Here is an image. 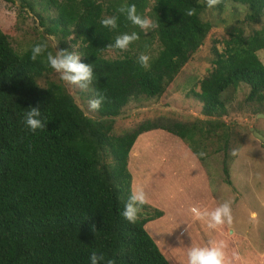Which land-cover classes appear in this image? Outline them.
<instances>
[{
	"label": "trees",
	"instance_id": "trees-1",
	"mask_svg": "<svg viewBox=\"0 0 264 264\" xmlns=\"http://www.w3.org/2000/svg\"><path fill=\"white\" fill-rule=\"evenodd\" d=\"M14 4L16 0H2ZM222 2L227 0H221ZM246 8L244 25L264 18V0H230ZM205 0H21L22 9L35 15L43 34L78 44L81 62L92 65L94 92L107 99L96 111L84 114L61 84L39 79L53 69L46 57L33 62V43L18 53L0 29V264H91L95 250L100 264H169L145 229L163 216L147 203L135 223L122 211L132 191L129 153L138 137L153 130L180 139L200 160L198 139L203 132L217 136L226 98L222 94L239 85L248 86L247 101L264 103V65L257 52L264 49V28L245 35L233 26L220 42L215 41L213 69L192 94L202 104L205 124L145 121L122 136H113L115 119L129 99L152 98L165 93L190 53L199 48L213 27L201 14ZM135 4L137 13L159 26L145 34L117 9ZM222 7V4H220ZM219 6V8H221ZM195 8L194 16L186 15ZM116 15V29L101 20ZM136 32L139 39L125 51L106 48L123 33ZM48 51L52 50L48 47ZM109 52L119 57L109 59ZM140 54L150 57V67L139 63ZM43 61V62H41ZM189 80H188V84ZM37 107L46 127L29 130L25 114ZM264 113V111H259ZM197 121V120H196ZM226 130V126L222 127ZM227 135L220 138L227 150ZM111 155L112 163H104ZM227 160L225 182L230 184Z\"/></svg>",
	"mask_w": 264,
	"mask_h": 264
},
{
	"label": "rangeland",
	"instance_id": "rangeland-1",
	"mask_svg": "<svg viewBox=\"0 0 264 264\" xmlns=\"http://www.w3.org/2000/svg\"><path fill=\"white\" fill-rule=\"evenodd\" d=\"M204 4L201 18L211 22L213 27L203 44L192 50L189 61L164 94L159 97L140 96L129 99L115 119L113 136H122L145 121L205 124L207 119L202 115V104L193 96L191 89L200 92L199 82L213 69L215 41L220 42L217 48H221V41L233 26L241 25L245 35L260 30L264 28V18L256 25L243 26L247 13L245 7L230 0L221 1L211 9L207 7L206 0ZM0 29L18 53L38 41L47 42L53 54L60 50V43L55 48L58 40L43 34V28L39 26L35 15L21 6L17 7L16 2L6 4L0 0ZM152 30L143 31L147 34ZM62 46L69 52L78 50V44L70 40L64 41ZM256 54L264 65V49ZM106 57L115 59L119 53L109 52ZM46 80L61 84L72 96L75 91V95L80 97V105L76 104L84 114L87 112V116L97 117V112L88 107V101L94 99L91 87L84 90L68 85L54 70L46 78L39 79V84L44 86ZM188 80L190 85H187ZM249 90L248 86L241 84L236 90L230 88L221 96L227 102L224 110L218 112L221 117L215 119L214 123L219 125L216 130L219 138L223 136V131L227 135L226 151H223L224 143L217 136L212 137L210 132H202L201 136L197 134L198 139L205 141L204 146L199 148L200 152L206 153L201 162L202 169L197 171V177L202 175L201 183L199 178L193 176L191 187L178 190L172 186L174 182L179 183L180 176L187 178L189 167H195V161L191 164V160L185 161L186 149L189 150L187 144L166 131L153 130L142 134L131 148L128 169L132 174V187L133 184L134 188L143 186L147 197L155 196L156 205L165 212L160 222L152 221L145 229L169 264H188L189 249L193 246H207L212 240L225 242L226 257L230 264H264V143L256 139L250 130L253 128L264 137V119L256 116L264 114L259 112L264 111V103L248 102ZM223 126H226V130ZM191 156L189 159H193ZM225 159L230 184L225 182ZM104 163H112L111 155ZM168 186L176 195L164 191L169 190ZM225 201L230 202L232 208L233 223L230 226L225 224L210 229L206 220L197 219L190 211L192 207L212 211ZM182 223L187 224L185 228ZM158 226H161V232L154 236L152 230Z\"/></svg>",
	"mask_w": 264,
	"mask_h": 264
},
{
	"label": "clouds",
	"instance_id": "clouds-1",
	"mask_svg": "<svg viewBox=\"0 0 264 264\" xmlns=\"http://www.w3.org/2000/svg\"><path fill=\"white\" fill-rule=\"evenodd\" d=\"M221 0H206V5L208 8H213L218 5ZM21 0H16V6L20 7ZM117 11L120 14L126 15V18L133 24L138 26L141 30L147 32L149 29H156L159 25L153 22L147 17H143L137 13V8L135 4L122 5ZM196 14L195 8H189L186 11V15L194 16ZM119 17L113 15L111 17H106L101 20L102 26L106 28L116 29L118 27ZM139 34L136 32L123 33L115 38V42L109 44L106 48L109 49H119L125 51L129 46L138 40ZM59 42L55 44V48ZM76 47V45H75ZM46 57V62L49 67H51L55 72L60 74V79L68 85L76 86L80 89L89 90V86L93 84L95 77L92 65L85 64L81 62L80 54L78 52H69L65 49L56 50L55 54L48 51L47 42H41L35 44L31 49L30 59L35 62L38 58ZM139 63L145 69L149 68L150 57L145 54H140ZM43 62V61H41ZM73 91V96L75 102L80 105V97L75 95ZM95 98L88 101V107L93 111H98L101 105L105 103L107 97L104 94L94 92ZM85 115H88L86 112ZM41 111L37 107L29 108V111L25 114V124L29 130L36 132L37 129H43L46 127L45 122L40 118ZM235 154V153H233ZM201 157L205 156L206 153L201 151L199 153ZM148 202L147 193L143 186L134 188L124 205L122 215L124 219L130 223H135L139 214L142 211V206ZM190 211L194 214L197 219L206 220L207 226L210 229H216L225 224L232 225L233 215L231 204L225 201L223 204L219 205L212 211L201 210L197 207H192ZM227 245L224 241H209L207 246H193L189 249L188 264H230V261L226 257ZM91 264H100L104 260L103 255H98L94 250L90 256ZM108 264H115L113 260H109Z\"/></svg>",
	"mask_w": 264,
	"mask_h": 264
},
{
	"label": "crops",
	"instance_id": "crops-1",
	"mask_svg": "<svg viewBox=\"0 0 264 264\" xmlns=\"http://www.w3.org/2000/svg\"><path fill=\"white\" fill-rule=\"evenodd\" d=\"M156 131H159V132H161L160 130H156ZM174 142H176V143H179V141L178 140H175ZM181 143V142H180ZM185 148H187L186 146H185ZM190 150V149H189ZM188 149H186V152H185V161H188V160H191L189 163L191 164V163H193L194 161V164H195V167H189V175L187 174V178L186 177H184L183 175L182 176H180L178 179H179V183L177 184L176 182H174L173 184H172V186L173 187H176L178 190H183V189H185V188H188V187H191L192 186V184H193V182L194 181H192V179H193V176H196V178H199V181H200V183H201V181H202V179H200L201 177L200 176H202V175H200L199 177H197L198 176V173H197V171L198 170H201L202 168H201V162L202 161H200L197 157H195L190 151H189ZM192 155V156H191ZM190 156L193 158V159H189L190 158ZM193 161V162H192ZM144 165V164H143ZM200 173V172H199ZM201 174V173H200ZM141 176H142V174H141ZM169 180V179H168ZM144 183V182H143ZM145 184V183H144ZM203 186V188L205 189V186L204 185H202ZM168 188H169V190L171 189V187L170 186H168ZM132 189H134V184H133V187H132ZM169 190H164V191H166V193H169V194H174V195H176L175 194V192H174V190L173 189H171V191H169ZM206 191H208V190H206ZM149 195V194H148ZM176 198V197H175ZM147 199H148V202H147V204L148 205H150L151 207H153V208H155V209H157V210H160V211H162V213H163V216L161 217V218H159V219H156V220H154L155 222H153V223H156V222H160L161 220H162V218L164 217V215H165V212H164V210H163V208H161V207H159V206H157L156 205V198H155V196L154 197H151L150 195L147 197ZM172 200H173V198H172ZM205 208H202V210H204ZM164 219H166V218H164ZM151 223L149 222V223H147L146 225H145V228H147L149 225H150ZM183 224V223H182ZM185 225H187V224H183V226H184V228L186 227ZM154 230H152L153 231V235L154 236H156V234H157V232H159V234H160V232H161V226L159 227H156V228H153ZM156 230V231H155Z\"/></svg>",
	"mask_w": 264,
	"mask_h": 264
},
{
	"label": "water",
	"instance_id": "water-1",
	"mask_svg": "<svg viewBox=\"0 0 264 264\" xmlns=\"http://www.w3.org/2000/svg\"><path fill=\"white\" fill-rule=\"evenodd\" d=\"M256 116H257V118H262V119H264V114H257ZM250 130H251L253 136H254L256 139H258L260 142L264 143V137H263L261 134H259V133H258L255 129H253V128H250Z\"/></svg>",
	"mask_w": 264,
	"mask_h": 264
}]
</instances>
